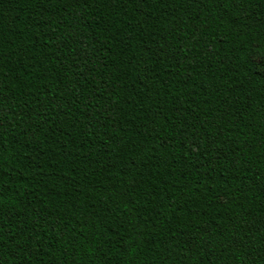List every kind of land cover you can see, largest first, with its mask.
Instances as JSON below:
<instances>
[{"label": "trees", "instance_id": "obj_1", "mask_svg": "<svg viewBox=\"0 0 264 264\" xmlns=\"http://www.w3.org/2000/svg\"><path fill=\"white\" fill-rule=\"evenodd\" d=\"M0 264H264V0H0Z\"/></svg>", "mask_w": 264, "mask_h": 264}]
</instances>
